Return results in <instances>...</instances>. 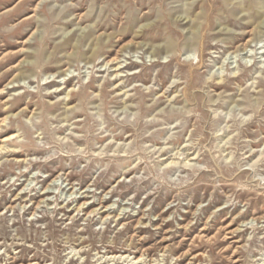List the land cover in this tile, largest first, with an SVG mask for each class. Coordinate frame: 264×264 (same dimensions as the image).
Returning a JSON list of instances; mask_svg holds the SVG:
<instances>
[{"label": "rangeland", "instance_id": "obj_1", "mask_svg": "<svg viewBox=\"0 0 264 264\" xmlns=\"http://www.w3.org/2000/svg\"><path fill=\"white\" fill-rule=\"evenodd\" d=\"M133 257L264 264V0H0V264Z\"/></svg>", "mask_w": 264, "mask_h": 264}, {"label": "bare ground", "instance_id": "obj_2", "mask_svg": "<svg viewBox=\"0 0 264 264\" xmlns=\"http://www.w3.org/2000/svg\"><path fill=\"white\" fill-rule=\"evenodd\" d=\"M113 257L115 258V256H113ZM125 257L128 258L129 255H128V256H123V257H122V255H119L118 258H117V260H120L121 258L123 259V258H125ZM114 258H113V259H114ZM133 259H135V262H137V264L139 263L140 258H135V257H133ZM125 260H126V259H124L123 261H125ZM122 263H123V262H121L120 264H122Z\"/></svg>", "mask_w": 264, "mask_h": 264}]
</instances>
